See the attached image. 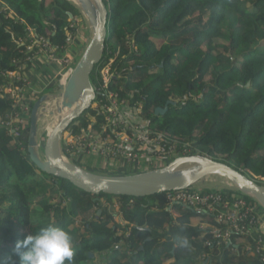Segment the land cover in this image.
Returning <instances> with one entry per match:
<instances>
[{"label": "trees", "instance_id": "1", "mask_svg": "<svg viewBox=\"0 0 264 264\" xmlns=\"http://www.w3.org/2000/svg\"><path fill=\"white\" fill-rule=\"evenodd\" d=\"M104 2L108 37L100 64L116 59L122 96L132 93L151 125L179 139V156L190 146L189 156L208 154L252 179L264 178V0ZM9 11L24 22H15ZM76 13L68 0H0V116L10 111L1 94L10 83L7 72L16 70L13 60L23 59L17 40L25 27L62 47L70 15L76 18ZM169 102L167 113L157 117L156 110ZM28 135L29 127L21 146L0 128V260L12 255L17 241L52 224L72 236L73 264H96L97 258L107 264H201L204 254L218 257L212 264H264L238 238L222 252L204 248L199 239H209L211 232L195 222L213 221L183 205L168 210L163 194L96 196L42 173L30 161ZM103 198L110 205L118 199L128 222L137 213L122 236L115 224L110 226L113 216L101 209ZM98 210L103 213L96 219ZM184 238L188 247L181 244Z\"/></svg>", "mask_w": 264, "mask_h": 264}, {"label": "built area", "instance_id": "2", "mask_svg": "<svg viewBox=\"0 0 264 264\" xmlns=\"http://www.w3.org/2000/svg\"><path fill=\"white\" fill-rule=\"evenodd\" d=\"M8 9L4 8L5 11ZM8 14L15 22H24L15 18L13 11ZM78 21V17L70 15L65 46L62 47L53 45L27 24L25 35L17 40L23 59L13 60L16 70L7 72L10 83L2 90L1 97L9 101L10 111L0 116V128L21 146L27 138L29 115L38 95L51 89L55 83L58 87L65 84L73 71L76 50L82 44ZM42 59L51 67L44 74L45 80L37 85L26 75V69L38 72ZM115 60L111 58L108 63L99 64L95 72L96 82L92 80L96 93L91 108L93 113L67 129L62 140L63 154L68 161L80 167L78 163L86 166L90 158H98L102 160L103 171H107L105 175L126 171L144 173L166 167L181 157L178 155L179 139L151 125L143 116L142 104L135 102L132 93L128 97L122 96L125 88L118 89L120 74ZM49 131L43 136H47ZM191 152L190 146L182 150L184 156ZM257 179L254 176V180ZM257 182L264 184V178ZM234 192L192 187L162 194L168 210L175 205H183L213 221L200 227L211 232L209 239H204V235L199 239L198 243H202L204 248L222 252L233 245L234 238H238V244L249 255L264 261V212L257 203ZM203 257L207 264L218 258L213 254H204Z\"/></svg>", "mask_w": 264, "mask_h": 264}, {"label": "water", "instance_id": "3", "mask_svg": "<svg viewBox=\"0 0 264 264\" xmlns=\"http://www.w3.org/2000/svg\"><path fill=\"white\" fill-rule=\"evenodd\" d=\"M68 1L85 18L90 40L66 83L59 85V93L43 95L33 104L27 142L31 163L42 173L67 180L81 191L96 196L105 194L135 199L148 198L166 192L187 190L211 177L218 178L224 180L232 191L253 200L264 210V184L207 155L181 156L161 169L120 176L95 174L65 158L62 150L65 132L92 108L95 101L96 93L91 75L103 60L108 37V9L104 0ZM170 104L171 102L165 108L157 109L155 115H165ZM47 112L49 116L57 117V122L41 144L39 123ZM101 213L102 210L99 215ZM90 257L93 255L90 254Z\"/></svg>", "mask_w": 264, "mask_h": 264}, {"label": "rangeland", "instance_id": "4", "mask_svg": "<svg viewBox=\"0 0 264 264\" xmlns=\"http://www.w3.org/2000/svg\"><path fill=\"white\" fill-rule=\"evenodd\" d=\"M51 1L52 0H46V2H48V3H50ZM13 15H14V12H13ZM8 16H9V14H8ZM76 17H78V19H79V21H78L79 22L78 23V26H79L78 32H80V34H81L82 44H81V47L79 48V50H76V54L78 56L74 59V61L72 63V66L73 67L76 65V63H77V61L79 59V56L81 57V55L83 54V52L85 50V47L87 46V44H88V42L90 40L89 28H88L87 22L85 21V18L81 15V13H76ZM109 38H111V37H109ZM155 43H156V46L157 47H160L161 44H162V41L157 40V41H155ZM72 57H73V55H72ZM111 58H113V57H111ZM40 61L41 62L43 61L44 63H48L45 59H42ZM98 66L99 65H97L95 67V69H94V71L92 72V75H91V79L93 80V82H96V80H95V72H96ZM51 87H53V89H47L45 92L44 91H41V95H38V98L37 99L41 98L43 95H48V94H50V95H57L59 93L58 92V86H57L56 83H55L54 86L51 85ZM36 91H39V90H36ZM89 111H87L84 115H88L89 114ZM82 118H80L76 122L82 120ZM29 119H30V115H29ZM56 122H57V117H51V116H49L48 112L41 119V121L39 123V139L41 141V144L46 140V138H45L46 135H45V137L43 136L44 132L50 130V128L52 126H54ZM190 143H193L194 144L195 142L190 141ZM207 156H208V154H207ZM78 164L81 165L83 168L85 167L87 170H89L91 172H94L95 174H99V175H105V174H107L106 173L107 171L106 172L103 171L102 160H100L98 158H90L88 160L86 166H84L82 163H78ZM136 173H138V172H135V171L114 172L112 174V176L134 175ZM42 177L46 179V182L47 183H52L53 182L52 177H45V176H42ZM257 178H259V177H257ZM257 180H260V178L257 179ZM194 187L195 188H198V189L199 188L205 189V190H208L209 189V190H213V191H227V190L230 191L231 190L229 188L230 186H228V184L224 180L218 179V178H213V177L209 178L208 180L202 181L201 183L195 185ZM236 193L238 195H241L238 192H236ZM60 195L55 196L54 199H52V202L53 203L54 202H58V197ZM65 200H66L65 202L68 204V200L67 199H65ZM100 206H102V208H101L102 210L106 209L108 215H112L113 216V219L110 221V226H114V224L116 225V227H117V235L118 236H122L123 234H125L127 227L130 226V225H134V223H136L135 222V218H136L135 217V214H137V213L136 212H133L131 214V220H129V222L126 221V219H125V217H126L125 212L122 211V209H121V203H120V201H118V199H113L112 200V204L110 205V204H107V199L106 198H103L101 200V202H100ZM263 212H264V210H263ZM263 219H264V217H263ZM81 224H82L81 221L76 220V223L74 224V226L79 227L80 228V233H83L84 232V228L81 226ZM202 224L203 223L200 222V220H196V222H195V225L196 226H199V227H201ZM200 260H201V264H203V263L207 264L206 261H205V257L202 256ZM172 262L173 261H170V262H168L166 264H169V263L172 264ZM95 263L96 264H107L105 258H103V259L97 258V260L95 261ZM210 264H212V262H210Z\"/></svg>", "mask_w": 264, "mask_h": 264}, {"label": "clouds", "instance_id": "5", "mask_svg": "<svg viewBox=\"0 0 264 264\" xmlns=\"http://www.w3.org/2000/svg\"><path fill=\"white\" fill-rule=\"evenodd\" d=\"M181 244L189 246L186 238ZM75 251L72 236L63 228L49 224L17 241L12 255L0 260V264H73Z\"/></svg>", "mask_w": 264, "mask_h": 264}, {"label": "crops", "instance_id": "6", "mask_svg": "<svg viewBox=\"0 0 264 264\" xmlns=\"http://www.w3.org/2000/svg\"><path fill=\"white\" fill-rule=\"evenodd\" d=\"M43 62V61H42ZM51 66L48 65V63H41L40 67H39V70L38 72L34 71V70H31L30 71V68H27L26 69V75L27 76H30V78L33 80V82L37 83H40L42 82L43 80H45V73L48 72V70L50 69ZM171 264V263H169Z\"/></svg>", "mask_w": 264, "mask_h": 264}, {"label": "flooded vegetation", "instance_id": "7", "mask_svg": "<svg viewBox=\"0 0 264 264\" xmlns=\"http://www.w3.org/2000/svg\"><path fill=\"white\" fill-rule=\"evenodd\" d=\"M84 116H86V115H84ZM84 116H83V117H84ZM99 211H100V210L97 211L96 219H99L100 217H102V213H103V211H102V213H101L100 215H99ZM112 219H113V217H112ZM130 226H132V225H130ZM132 227H133V226H132ZM129 229H130V228H127L126 231H129Z\"/></svg>", "mask_w": 264, "mask_h": 264}]
</instances>
